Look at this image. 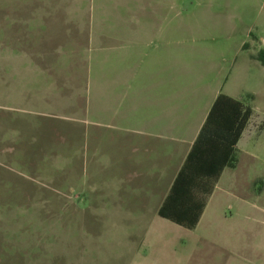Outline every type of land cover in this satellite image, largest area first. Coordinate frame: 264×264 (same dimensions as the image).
<instances>
[{"label": "rangeland", "instance_id": "obj_1", "mask_svg": "<svg viewBox=\"0 0 264 264\" xmlns=\"http://www.w3.org/2000/svg\"><path fill=\"white\" fill-rule=\"evenodd\" d=\"M100 3L92 0L94 8ZM103 3L110 7L112 0ZM260 3L264 0H171L172 26L186 25L172 37H180L189 50L201 39L216 44L198 45L223 67L230 44L221 48V37L202 26L231 18L250 25L254 53L264 43ZM35 8L51 12L42 25L22 15ZM84 8L88 0H0V264H130L137 257L134 239L154 243L138 254L148 264H231L211 241L199 253L195 246L180 253L178 234L148 232L146 207L131 208L122 190L107 189L129 181L117 158L131 153H119L121 132L100 126L97 114L89 116L98 107V71L89 31L81 29L86 21L76 14ZM203 18L207 23H200ZM255 83L253 78L252 123L261 131L264 85ZM90 94L91 112L85 114ZM116 193L124 200L109 203ZM169 241L167 252L178 254L168 262ZM190 253L194 256L185 263Z\"/></svg>", "mask_w": 264, "mask_h": 264}, {"label": "crops", "instance_id": "obj_2", "mask_svg": "<svg viewBox=\"0 0 264 264\" xmlns=\"http://www.w3.org/2000/svg\"><path fill=\"white\" fill-rule=\"evenodd\" d=\"M132 3L127 6L121 0H112L106 7L101 0L94 8L88 0V8L76 12L84 16L86 22L81 23V29L89 31L88 39L97 51L98 107L90 114V94L85 114H97L100 126L121 132L119 153H131L130 158H117L121 174L130 177L129 181L107 188L122 190L126 200L118 199L116 193L109 203L124 200L131 208L135 204L146 207L150 214L147 231L178 234L175 245L180 244V253L194 246V252L199 253L211 241L218 253L231 258V264H264V130L254 128L256 114L250 105L256 96L252 79L258 86L264 85V69L255 59L264 39L262 46L251 53L250 25L231 18L202 26L221 37L225 43L221 48L230 44L232 53L222 59V67L210 60L208 49L204 51L198 45L216 44L201 39L192 42L196 50H189L180 37H172L174 33L180 35L186 25L178 21L172 26L171 0ZM120 6L125 8L123 12ZM260 9L264 11V6ZM48 13L35 8L22 15L29 16L25 18L30 24L42 25ZM200 23H207V18ZM220 94L240 101L252 115L236 145L235 166L224 168L209 187L211 193L198 223L189 230L161 218L158 212ZM137 240L132 244L137 257L130 264H140V260L148 264L147 257L138 254L143 246L149 252L154 243L145 240L139 244ZM170 242L165 244L168 262L170 255L178 254L167 252ZM193 256L187 254L185 263Z\"/></svg>", "mask_w": 264, "mask_h": 264}, {"label": "trees", "instance_id": "obj_3", "mask_svg": "<svg viewBox=\"0 0 264 264\" xmlns=\"http://www.w3.org/2000/svg\"><path fill=\"white\" fill-rule=\"evenodd\" d=\"M264 69V46L255 56ZM252 110L240 101L218 95L158 215L178 226L193 229L224 168L235 166L236 145Z\"/></svg>", "mask_w": 264, "mask_h": 264}]
</instances>
